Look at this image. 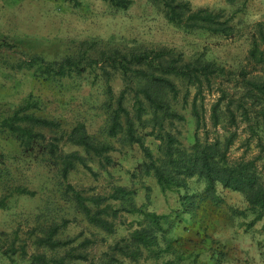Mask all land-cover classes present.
Segmentation results:
<instances>
[{"label": "rangeland", "instance_id": "374dc122", "mask_svg": "<svg viewBox=\"0 0 264 264\" xmlns=\"http://www.w3.org/2000/svg\"><path fill=\"white\" fill-rule=\"evenodd\" d=\"M131 1L127 11H116L102 0H0V111L18 106L30 96L40 107L38 114L61 118L67 130L83 125L86 133L107 149L100 156H86L79 148L59 143L62 157L76 151L84 156V165L74 164L66 179L62 177L61 160L53 166L39 160L5 159L11 177L6 187L0 185V200H6L5 208L0 209V264H30L32 257L45 252L37 243L50 223L35 232L37 215L59 222L54 238L65 245L46 251V255L63 264H104L106 258H117L120 264H264V212L261 219L254 220L241 193L217 186L216 201L203 200L204 187L196 178L189 180L184 190L163 193L153 178L141 175L144 149L156 156L161 141L151 135L149 124L138 126L130 93H125L122 104L135 123L142 145L123 142L121 135H107L110 111L106 106L110 102L100 70L81 78L44 82L32 70L14 68L35 57L60 61L85 50L94 57L102 50L158 47L175 50L186 62L204 61L223 67L227 73L209 76L210 85L204 83L200 93L175 81L178 95L172 107L178 115L167 118L164 128L179 137L185 147L193 143L194 133L203 142H211L216 136L229 138V162H253L264 182V163L260 160L264 157V135L251 139L238 112L234 119L225 121L224 127L214 128L211 120V107L218 98L223 109L245 104L240 99L243 92L237 89L242 84L241 71L264 74L261 66L255 69L247 60L254 24H264V0H184L193 9L224 13L238 31L232 39L186 33L167 23L148 0ZM4 43L13 48L4 47ZM109 86L115 99L110 105L115 109L123 81L112 74ZM194 105L201 118L198 132ZM245 106L250 105L247 102ZM149 118L150 114L142 115L145 121ZM3 145L8 148L6 141ZM24 186L35 194L13 192ZM119 189L130 195L120 198L116 193ZM73 192L80 195L91 213H102L97 218L103 227L87 222L72 199ZM194 195L200 198L193 199L191 207L181 205L184 196ZM91 200L97 202V208ZM138 209L168 216L174 227L159 240L154 254L143 251L138 262H131L121 257L115 246H125L130 234L141 227Z\"/></svg>", "mask_w": 264, "mask_h": 264}, {"label": "trees", "instance_id": "16d2710c", "mask_svg": "<svg viewBox=\"0 0 264 264\" xmlns=\"http://www.w3.org/2000/svg\"><path fill=\"white\" fill-rule=\"evenodd\" d=\"M102 1L116 11H127L132 5L131 0ZM148 1L157 8L167 23L186 33H202L224 39H232L238 33L237 28L230 24L229 19L222 12L193 9L191 4L184 0ZM226 1L233 3L236 0ZM2 45L13 48L9 44ZM247 60L255 69L256 66H261L264 71V24L262 23L254 24V32L249 39ZM14 68L32 70L34 76L41 78L44 82L81 78L100 70L106 85V97L110 104L115 99L109 86V79L112 74L118 75L123 81L124 89L116 99L115 109H112L110 104L106 106V109L110 111L107 135L112 138L121 135L123 142L142 145L141 136L136 134L135 123L129 119V111L122 104L126 97L125 93H130L133 104H136L138 126L149 124L153 131L151 135L161 141L156 156H153L150 150L144 149V161L139 166L141 175L153 178L163 193L184 190L187 188V182L196 178L204 187L201 195L203 200L216 201L217 186L224 190L239 192L245 199L246 210L254 216V220L261 219L264 212V182L261 180L260 169L255 167L253 162H229L227 158V149L231 144L229 138L221 139L216 136L211 142L208 140L203 142L197 133H194L193 143L185 147L179 137L172 135L164 128L167 118L178 115L172 107L178 95L175 81L183 82L187 88H196L197 93H200L204 83L210 85L209 76L219 77L227 73L223 67L204 61L186 62L183 55L175 50L158 47L131 49L126 52L115 49L102 50L94 57L85 50L79 51L75 56L68 55L60 61H45L35 57L22 64L19 63ZM258 73L260 74L256 76V74L240 72L242 84L237 89L243 92L240 99L245 104L240 103L234 109H231V106H225L226 109H223L220 106L221 98H218L211 107V120L214 128L224 127L225 121L234 119V113L238 112L248 126L251 139L256 137L262 139L264 135V74ZM220 93L224 94L223 89H220ZM247 102L250 106H245ZM144 106H148V110H144ZM6 107L7 111H0V139L2 140L0 185L4 187L9 184L11 177L9 168L5 165V159L16 157V161L20 158L33 162L39 160L49 162L53 166L58 165L61 160L62 177L66 179L67 173L73 169L74 164L84 165V156L76 151L62 157L58 152L59 143L79 148L86 156H100L107 152L105 147L86 133L83 125L78 124L67 130L61 118L38 114L40 107L37 101L30 96L18 106ZM144 113L150 114L147 122L142 119ZM193 114L198 132L201 129V118L195 105ZM123 120L126 128L122 126ZM5 141L8 148L3 145ZM260 160L264 163V157ZM15 190L20 195L33 196L35 194L25 186L14 188L13 192ZM116 193L120 198L130 195L125 189H119ZM196 198L200 196H184L181 205L186 208L191 207L192 200ZM72 199L85 215L87 222L96 228L103 227L102 220L97 218L98 214H102L100 211L91 213L77 193H72ZM5 201V198H1L0 209L5 208ZM91 202L97 208V202L95 200ZM142 212L140 209L136 210V213H141L140 217L144 225L141 223V227L130 234L125 240V246H115L121 257L131 262H138L143 251L154 254L153 249L157 248L159 240L165 239L174 227L173 220L168 216ZM44 219L47 218L36 216L35 223L37 224L34 231L40 232V226L50 223V226L45 229L44 237L37 243L45 249V252L32 257L30 264H63L62 261L56 262L54 256L46 255V251H57L65 245L64 242L54 238L60 229V224L55 219L51 221ZM106 259L104 264L121 263L117 258ZM164 264H180V262L168 261Z\"/></svg>", "mask_w": 264, "mask_h": 264}, {"label": "crops", "instance_id": "0c3cea01", "mask_svg": "<svg viewBox=\"0 0 264 264\" xmlns=\"http://www.w3.org/2000/svg\"><path fill=\"white\" fill-rule=\"evenodd\" d=\"M35 213H36V211H35Z\"/></svg>", "mask_w": 264, "mask_h": 264}]
</instances>
